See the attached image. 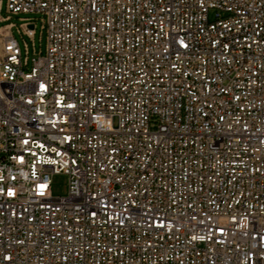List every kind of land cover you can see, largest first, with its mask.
<instances>
[{
	"label": "built area",
	"instance_id": "obj_1",
	"mask_svg": "<svg viewBox=\"0 0 264 264\" xmlns=\"http://www.w3.org/2000/svg\"><path fill=\"white\" fill-rule=\"evenodd\" d=\"M1 11L0 264H264V0Z\"/></svg>",
	"mask_w": 264,
	"mask_h": 264
},
{
	"label": "rangeland",
	"instance_id": "obj_2",
	"mask_svg": "<svg viewBox=\"0 0 264 264\" xmlns=\"http://www.w3.org/2000/svg\"><path fill=\"white\" fill-rule=\"evenodd\" d=\"M2 16H7L11 15V20L6 21V22H14L17 25L22 24L24 21L21 19L23 17H28V16H37L33 14H10L6 12V0H2V11H1ZM211 19L214 18V13L211 11L210 13ZM6 22H3L2 24H5ZM13 33L15 37L19 40L21 43L22 47H24V41L28 42L30 45L31 49V57L33 56V42L32 39L27 37V36H22L18 31L17 28L14 27ZM35 45L37 46V49L40 50L42 48L43 52L45 51L46 48V32H41V22H37L36 26V35H35ZM69 190V177L65 173H56L53 174L52 176V192L55 196H65L68 194Z\"/></svg>",
	"mask_w": 264,
	"mask_h": 264
},
{
	"label": "water",
	"instance_id": "obj_3",
	"mask_svg": "<svg viewBox=\"0 0 264 264\" xmlns=\"http://www.w3.org/2000/svg\"><path fill=\"white\" fill-rule=\"evenodd\" d=\"M33 25H31V27H32Z\"/></svg>",
	"mask_w": 264,
	"mask_h": 264
}]
</instances>
